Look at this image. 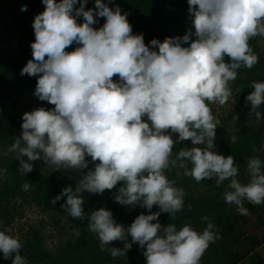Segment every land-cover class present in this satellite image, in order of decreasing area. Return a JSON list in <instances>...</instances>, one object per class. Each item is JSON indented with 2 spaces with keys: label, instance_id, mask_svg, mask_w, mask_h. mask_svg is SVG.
<instances>
[{
  "label": "clouds",
  "instance_id": "obj_1",
  "mask_svg": "<svg viewBox=\"0 0 264 264\" xmlns=\"http://www.w3.org/2000/svg\"><path fill=\"white\" fill-rule=\"evenodd\" d=\"M42 3L44 11L32 23V59L20 74L38 76L34 95L54 108L24 113L22 133L4 154L15 153L22 175L33 171V161L81 170L88 168L86 157H91L94 169L83 175L75 190L63 188L53 204L66 196L61 207L71 217L84 219L85 191L103 194L122 182L115 201L139 205L150 214L138 215L125 228L110 210L92 211L88 230L101 249L118 258L138 244L145 249L146 264H200L210 244L221 237L211 222L202 233L189 225L179 230L175 224L161 225V213L174 217L183 209L185 196L165 170L178 166L198 183L215 178L217 187L229 181L224 201L241 215L248 214L245 200L264 204V163L259 156L250 157L245 169L248 183L237 179L233 156L213 151L220 121L209 106L224 105L237 70L258 63L249 40L264 37V0H188L191 28L182 37L152 39L151 48L158 51L150 50L143 34H133L119 6L110 8L103 0H95V10H85L87 0ZM21 11H27V5ZM81 16L83 22L78 23ZM97 17L105 18L99 29L93 27ZM73 44L79 46L67 52ZM225 56L231 63H225ZM251 87L246 101L259 121L264 118L258 110L264 105V82L253 81ZM171 133H178V138ZM185 140L194 146L181 149L173 159L175 144ZM236 141L232 136L231 142ZM259 150L253 146V151ZM29 187L26 183L22 189L27 192ZM154 205L159 211L151 212ZM113 241L123 242V248L108 247ZM22 248L18 238L0 231L5 260L28 264Z\"/></svg>",
  "mask_w": 264,
  "mask_h": 264
},
{
  "label": "trees",
  "instance_id": "obj_2",
  "mask_svg": "<svg viewBox=\"0 0 264 264\" xmlns=\"http://www.w3.org/2000/svg\"><path fill=\"white\" fill-rule=\"evenodd\" d=\"M185 1L188 2V0H111V2L103 0L110 8L114 9L119 6L121 14L131 15L135 28L141 31L140 34L144 36L145 44L150 47V50L156 51H158V48H151L150 41L152 39L163 42L167 37H176L174 33L182 37L191 28L189 6L185 4ZM24 5H27V11H21ZM75 7H79V4ZM44 8L45 5L42 0H0V38H3L2 41L19 40V57L13 52L0 47V170H6L0 172V208H2L4 214L7 210V204L12 198H21L24 201L30 200L37 205H41L42 209L47 212L63 210L64 208L61 205L65 203L67 197H63L56 204L52 203V199L59 195L63 188L71 186L73 180L80 182L84 175L70 174L61 170L50 171L49 169H52L54 165L45 164L43 160L31 162L33 171L22 175L18 169L19 163L6 158L4 154L5 150L19 137L16 133L19 116L14 109V101L26 92L30 94L35 92L38 76H28L27 74L21 76L20 73L27 62L32 59V53L28 48L31 39L35 38L32 23L35 16L44 11ZM87 9L95 10V0H87L85 10ZM96 19L105 21V18L97 17ZM77 22L82 23L83 17L77 18ZM192 31L194 32V29ZM259 42V36L249 40V46L259 58L258 63L251 69L242 67L237 70L240 73L238 83L241 86L234 96L237 107L245 104L251 106L250 102L246 101V97L253 91L252 82H264V54L260 52ZM78 46L73 44L66 51L72 52ZM224 59L225 63H231L229 57L225 56ZM36 101L40 106L39 108H43L48 104L45 101H40L38 97H36ZM209 106L216 118L215 108L211 104ZM262 116H264V110ZM144 119L147 121V117ZM171 135L174 140L178 138V133H171ZM232 136L237 137L234 144L231 142ZM261 145H264V118L256 122L255 125H249L237 134H234L226 126L219 124L216 128L213 151L225 157L233 156L239 169L237 179L242 184H247L249 177L245 169L248 159L259 156L262 163H264V149H261ZM204 146L198 145L201 148ZM253 146L260 150L253 151ZM184 147V141L175 144L172 158L174 159ZM23 159L27 161V157H23ZM94 167L95 165L90 162L88 171L94 169ZM188 167L191 168L190 163ZM165 175L170 181H174V187L184 189L185 196L183 209L177 212L174 217H171L170 213H161L159 216L161 225L175 224L177 230L189 225L197 232L202 233L207 223L211 222L215 225V232L221 237L210 244L203 254L200 264H239L241 261L238 254L246 255L244 257L247 260L248 257L253 256V251L262 248L264 242L262 236L247 234V238L240 242L241 235L239 231L249 215L264 214V204L253 205L245 200L244 207L248 209V214L241 215L235 205L227 204L224 201L223 193L229 190V181H225L219 187L216 185L215 178L212 180L205 178L198 183L192 177L185 176L184 169L178 166L165 170ZM69 177H71V180ZM26 183L30 185L27 192L22 189V186ZM121 186L122 182H118L112 190H105L103 194H90L85 191L82 195L88 199V205L93 204L94 210L100 208L110 210L116 223L127 228L138 215H148L150 213L146 208H141L139 205L131 206L117 203L114 197L118 194ZM86 195H89V197ZM189 205H191L190 209ZM157 211H159V208L154 205L151 212ZM88 216L81 222L71 217L80 226L81 231L78 238L72 242H67L64 251L58 254L46 252L39 235L33 233L31 238L26 237V248L20 250L21 256H24L28 264H103L109 260L119 259L120 257L113 258L108 251L105 256L101 255L99 240L95 234L88 230ZM203 216L209 217V221H202L201 217ZM261 220L258 226L264 227V216ZM155 222L153 221V223ZM236 240H239V242L235 244L234 241ZM128 242L131 243L130 236ZM117 243L119 246L116 243L114 245L110 243L108 247L123 248V242L117 241ZM236 246L239 250L240 246L246 248V250H240L237 253ZM137 247H139L138 244L136 246L132 245V248L127 251L125 257L128 264H140L137 258ZM85 254L91 257V261L82 260ZM256 258L260 259L261 257L260 255L255 256V258L252 257V261L257 260ZM0 264H12V260H5L2 257Z\"/></svg>",
  "mask_w": 264,
  "mask_h": 264
},
{
  "label": "rangeland",
  "instance_id": "obj_3",
  "mask_svg": "<svg viewBox=\"0 0 264 264\" xmlns=\"http://www.w3.org/2000/svg\"><path fill=\"white\" fill-rule=\"evenodd\" d=\"M185 4H188L187 1H185ZM128 22L132 25L133 34H140L141 31H138L137 28H135L132 16L127 15ZM105 23L102 19H97V23L93 25L94 28L99 29L103 26ZM175 36L176 33H174ZM260 42V52L264 54V37L259 36ZM3 38H0V47L4 48L6 50H9L10 52H13L17 57H19L18 53V45L19 40H5L2 41ZM32 41L29 43L28 48L29 51L32 53L31 49V43L35 41L34 39H31ZM187 47L188 45H183ZM262 55V54H261ZM240 76V73L237 72V78L235 81L230 82L229 87L231 89V97L224 105L211 104L215 110H216V118L220 121V124L226 126L231 130L234 134H237L238 132H242L245 128H247L249 125L254 124L258 121L255 113L251 112V106L243 105L241 107L236 106V102L234 99L235 93L238 92V90L241 88L240 84L238 83V77ZM114 81L118 80V77L113 78ZM36 101V97L34 94H30L28 92L24 93L23 95L17 97L14 101V109L16 111V114L19 116L18 120V127L16 128V133L18 136L21 135L22 129L21 124L22 116L26 112H31L36 108H39ZM44 109L49 110L51 108H54V105L46 104L43 106ZM261 113L264 110V105H261L260 109H258ZM235 117V119H234ZM148 122V121H147ZM150 123V121H149ZM185 147L184 148H192L194 145H192L191 140H185ZM7 152V149L5 150ZM6 158H10L15 162H18V160L15 159V153H8ZM86 159L91 162V157H86ZM35 161H33L34 163ZM89 165V164H88ZM50 171H57L61 170L62 172L74 174H86L88 171V168L77 170V169H57L56 166H54L52 169H49ZM68 175V174H67ZM71 180V177H69ZM79 183L77 180H73V183L71 184V187L73 190H75L76 185ZM89 197V195H86ZM84 198V211L86 218L88 214H91L92 211H94L93 204L88 205L87 201L88 199L86 197ZM264 216V214L261 215H249L248 219L245 220V222L241 225L240 228V235L239 238L240 242L245 240L247 238V234H253V235H259L262 236L261 238L264 239V227H259L258 223L261 222V218ZM79 220V222L83 221V219H75ZM193 228V227H192ZM198 230H200L198 228ZM0 231H4L6 234L11 235L13 237H16L20 240V242L23 245V248H26V237L32 236V234L36 233L39 235V237L42 240L43 247L46 250V252L50 254H58L59 252L64 251V248L67 247V242H72L78 236L80 235L81 228L75 221L72 220L71 216L68 215V213L63 210H53L50 212L44 211L41 207V205H37L35 202L32 201H24V199L21 198H12L7 204V210L6 213H3L2 208H0ZM239 240L234 241L236 244L239 242ZM264 241V240H263ZM114 243L118 244L117 241L111 242L112 245ZM136 246V244H133ZM119 246V244H118ZM243 248V247H242ZM240 246L241 251H245L246 248L242 249ZM145 249H141L140 247H137V258L140 264H146V258L143 255V251ZM238 249V246H236V252L240 251ZM107 254L106 250L101 249V255L105 256ZM253 256H250L245 259L244 256L241 254H238V258L241 261L239 264H264V242L261 249H256L253 251ZM260 255V259L253 260L252 257L255 258V256ZM3 254L0 253V260L2 259ZM82 260L84 261H91V257L87 256L86 254L83 255ZM103 264H128L126 257L121 256L119 259L116 260H109L106 263Z\"/></svg>",
  "mask_w": 264,
  "mask_h": 264
}]
</instances>
